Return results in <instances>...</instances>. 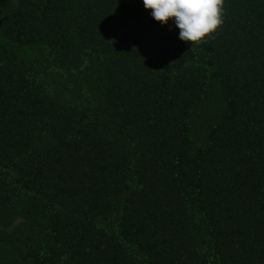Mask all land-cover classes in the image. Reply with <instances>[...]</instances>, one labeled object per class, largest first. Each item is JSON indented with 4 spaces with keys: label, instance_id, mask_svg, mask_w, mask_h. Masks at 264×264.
I'll use <instances>...</instances> for the list:
<instances>
[{
    "label": "trees",
    "instance_id": "trees-1",
    "mask_svg": "<svg viewBox=\"0 0 264 264\" xmlns=\"http://www.w3.org/2000/svg\"><path fill=\"white\" fill-rule=\"evenodd\" d=\"M222 19L0 0V264H264V0Z\"/></svg>",
    "mask_w": 264,
    "mask_h": 264
},
{
    "label": "clouds",
    "instance_id": "clouds-1",
    "mask_svg": "<svg viewBox=\"0 0 264 264\" xmlns=\"http://www.w3.org/2000/svg\"><path fill=\"white\" fill-rule=\"evenodd\" d=\"M152 18L167 24L172 20L181 41L198 43L222 23L223 0H142Z\"/></svg>",
    "mask_w": 264,
    "mask_h": 264
}]
</instances>
